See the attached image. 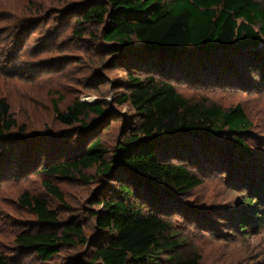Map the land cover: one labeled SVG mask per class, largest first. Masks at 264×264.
<instances>
[{
  "label": "trees",
  "instance_id": "1",
  "mask_svg": "<svg viewBox=\"0 0 264 264\" xmlns=\"http://www.w3.org/2000/svg\"><path fill=\"white\" fill-rule=\"evenodd\" d=\"M78 6L67 14L76 16L72 33L82 38L85 26L97 27L89 34L105 47L106 66L125 71L116 87L123 92L115 103L126 106L132 120H125V129L109 148L98 132L107 118L119 116L117 111L78 100L60 110L55 101L56 119L71 128L75 145L41 165L33 155L25 160L26 147L13 135L17 121L0 95V147L20 142L24 148L15 167L12 159L18 150L0 157V167H5L0 182L23 178L35 169L52 179H84L85 171L94 170L102 182L89 201L99 233L88 245L92 261L85 264H200L199 252L184 249L186 240L165 216L171 207H183L178 199L203 185L208 174L232 172V150L238 149L237 160L251 156L246 134L252 124L241 105L222 108L207 96L186 97L175 83L264 90V51L257 49L264 45V4L84 0ZM222 133L233 138L232 144L221 146L223 151L216 139ZM261 184L259 192L249 185L251 189L241 193L249 206L254 205L250 212L225 217L236 234H246L252 220L257 228L264 227ZM42 185L58 201L63 199L51 181L43 180ZM18 201L36 221L15 236L18 255L0 253V264H17L29 253L45 262L63 246L88 243L79 223H58L41 197L25 192Z\"/></svg>",
  "mask_w": 264,
  "mask_h": 264
},
{
  "label": "rangeland",
  "instance_id": "2",
  "mask_svg": "<svg viewBox=\"0 0 264 264\" xmlns=\"http://www.w3.org/2000/svg\"><path fill=\"white\" fill-rule=\"evenodd\" d=\"M81 1L84 0H0V95L9 103L17 121L13 135L26 147L25 160L33 155L41 160V165L53 160L60 150L75 145L76 135L71 134V128L56 119L55 101L60 110L78 100L117 111L119 116L107 118L98 132L109 148L125 129V120L128 124L132 120L133 113L115 103V96L123 92L116 87L125 71L106 66L109 55L104 52L105 47L89 34L97 27L85 26L82 38L72 33L77 26L76 16L67 14L78 8ZM259 1L264 4V0ZM257 49L263 52L264 45ZM175 88L186 97L207 96L222 108L241 105L252 124L246 134L251 156L237 160L234 152L238 149L232 150L228 156L232 172L224 170L223 174L205 176L203 185L178 199L183 207H171L165 218L186 240L184 249L199 252L200 264H264V227L257 228L256 220H252L246 234H236L225 220L231 214L250 212L254 205L249 206L241 193L250 190L249 185L259 192L264 182V90L193 88L182 83H175ZM223 135L216 137L222 151L221 146L233 143L232 136ZM38 139L47 140L34 143ZM22 149L20 142H12L0 147V157L18 150L12 159L15 167L20 163ZM84 174V179H52L36 173L35 169L23 178L1 181L0 253L17 256L15 236L27 231L36 221L35 215L18 201L25 192L44 199L48 208L56 213L58 223L77 222L87 240L95 236L97 230L89 200L102 180L94 170ZM43 180L59 188L61 201L44 189ZM90 261L86 244L63 246L45 262L29 253L17 264H85Z\"/></svg>",
  "mask_w": 264,
  "mask_h": 264
},
{
  "label": "water",
  "instance_id": "3",
  "mask_svg": "<svg viewBox=\"0 0 264 264\" xmlns=\"http://www.w3.org/2000/svg\"><path fill=\"white\" fill-rule=\"evenodd\" d=\"M195 53H196V52H195ZM98 233H99V231L97 230V234H96L95 236H93V237H91V238L88 239L87 246L89 245L90 241L98 235Z\"/></svg>",
  "mask_w": 264,
  "mask_h": 264
}]
</instances>
